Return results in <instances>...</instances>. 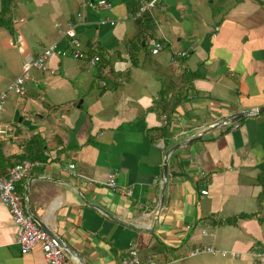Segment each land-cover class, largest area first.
Masks as SVG:
<instances>
[{
    "label": "crops",
    "instance_id": "obj_1",
    "mask_svg": "<svg viewBox=\"0 0 264 264\" xmlns=\"http://www.w3.org/2000/svg\"><path fill=\"white\" fill-rule=\"evenodd\" d=\"M91 1L111 6L12 4L15 33L0 28V93L29 59L51 45L56 53L30 73L25 95L6 101L0 177L24 157L40 160L18 192L69 264H120L132 248L144 264H261L264 113L225 121L264 107V0H160L141 21L132 14L151 0ZM69 26L108 55L103 75L71 57L59 34ZM148 38L164 45L159 54ZM113 171L129 196L106 187ZM198 246L236 257L190 256ZM0 264H47L40 248L21 251L1 202Z\"/></svg>",
    "mask_w": 264,
    "mask_h": 264
},
{
    "label": "built area",
    "instance_id": "obj_2",
    "mask_svg": "<svg viewBox=\"0 0 264 264\" xmlns=\"http://www.w3.org/2000/svg\"><path fill=\"white\" fill-rule=\"evenodd\" d=\"M82 4L97 7H110L111 4H106L105 2H98L95 4L91 0H80ZM160 0L151 1H141L139 7L132 14V19L138 21L146 13H151L155 10L159 4ZM106 24L102 22V25ZM111 25L115 23L111 21ZM56 27H60L56 24ZM59 34L62 38L69 39L70 55L76 60H82L89 62L91 67H97L100 58L98 56L91 57L85 51L84 45L78 40L77 34L72 26L65 29L59 28ZM147 44L151 48V53L157 55L163 50L164 45L152 38L147 39ZM56 46L51 45L47 47L40 55L36 58H31L23 67V72L21 76L17 77L6 90L0 93V142L7 135V131L2 127L1 117L5 111V104L9 97V94H14L16 96H22L27 93L26 81L30 77V73L33 70L36 71H46V62L56 53ZM67 54V51L63 52V55ZM188 54L186 52L180 53V56L185 57ZM167 124V121H164ZM235 128H238L236 126ZM40 161H32L25 159L17 164H15L8 171L7 175L0 177V202L8 209L13 223L16 226V243L20 246L23 253H29L35 248H40L43 252L47 264H69V255L67 251L61 247L57 241L52 238L45 230L41 229L39 225L33 220L29 215L26 206V200L24 195L18 192V185L27 179L31 173L42 167ZM71 169L74 168L73 165L70 166ZM118 172H110L107 176L106 187H108L114 193H120L126 196L131 194L130 190L122 188L118 185L117 178ZM203 195H207V191H202ZM203 254L211 255H231V257H236L235 253H227L215 250L212 246H198L189 252L190 256H199ZM259 262L264 264V254L259 256ZM120 264H144L138 254V250L132 248L121 260ZM149 264H154L149 261Z\"/></svg>",
    "mask_w": 264,
    "mask_h": 264
},
{
    "label": "trees",
    "instance_id": "obj_3",
    "mask_svg": "<svg viewBox=\"0 0 264 264\" xmlns=\"http://www.w3.org/2000/svg\"><path fill=\"white\" fill-rule=\"evenodd\" d=\"M15 1H18V0H2V7L0 9V28H5L12 35H14V33H15L14 25L12 23V4ZM21 1H24V0H21ZM139 5H140V3L136 6L135 10L139 7ZM148 14H150V13H146L142 17V19L145 18ZM142 19H140L138 21H141ZM87 45H88L87 47L84 46L87 54L91 57L98 56L100 58V61L97 64V68L100 69L99 75H101V73L103 75L104 70H105L104 69L105 63H107V61H108V55H106L105 52L100 49V47L93 48L92 44H87ZM87 63L89 64V62H87ZM25 159L32 160V161H40L38 159H31V158H27V157H24L23 160H25ZM19 162H21V161H19ZM19 162H17V163H19ZM262 178H264V176Z\"/></svg>",
    "mask_w": 264,
    "mask_h": 264
},
{
    "label": "water",
    "instance_id": "obj_4",
    "mask_svg": "<svg viewBox=\"0 0 264 264\" xmlns=\"http://www.w3.org/2000/svg\"><path fill=\"white\" fill-rule=\"evenodd\" d=\"M263 113H264V107L261 108L260 110H257V111L254 110V111L236 113V114L232 115L229 120H226L225 122H229L230 124H235L238 121L246 118L247 116L256 115V114H263ZM225 122L223 124H226ZM223 124H219V126H217L215 128H219ZM206 133H207V131L203 132L199 137L193 138L191 140H188V141L184 142V144L178 145L173 151H176V150H178L179 148H181L183 146H190L191 144H193V143L201 140ZM162 178H163V182L165 184L166 183V180L168 178V160H166V162H165V165H164V168H163ZM26 202H27V200H26ZM28 213L33 218V220L39 225V227L41 229L45 230L52 238H54L57 241V243L61 247H63L66 250V248L63 245V242H62V240H60V238H58L57 236H55L54 234H52L50 232V230H48V228L44 224H42L36 217H34L30 212H28Z\"/></svg>",
    "mask_w": 264,
    "mask_h": 264
},
{
    "label": "rangeland",
    "instance_id": "obj_5",
    "mask_svg": "<svg viewBox=\"0 0 264 264\" xmlns=\"http://www.w3.org/2000/svg\"><path fill=\"white\" fill-rule=\"evenodd\" d=\"M2 49H3V51H4V54L6 55V53L8 54V56L11 58V57H13V51L10 49V48H7V47H2ZM18 96H16V95H14V94H9V97H8V99H9V103L10 102H12V100H14V99H16ZM7 99V100H8ZM8 121V122H7ZM7 121L5 122V121H3L2 120V123H1V125H2V127L7 131V133H9L10 132V119H7ZM6 124H8V125H6ZM264 253V252H263Z\"/></svg>",
    "mask_w": 264,
    "mask_h": 264
}]
</instances>
